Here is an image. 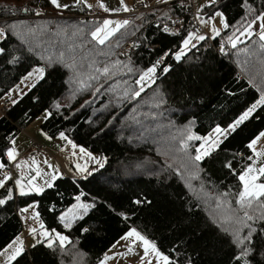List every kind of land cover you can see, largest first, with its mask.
I'll list each match as a JSON object with an SVG mask.
<instances>
[{"label":"trees","instance_id":"trees-1","mask_svg":"<svg viewBox=\"0 0 264 264\" xmlns=\"http://www.w3.org/2000/svg\"><path fill=\"white\" fill-rule=\"evenodd\" d=\"M185 1L144 6L149 8L99 41L96 31L108 13L97 3L57 7L51 0H0V99L31 70H42L0 112L2 167L9 166L12 137L44 110V132H65L104 158L92 173L59 176L40 193L15 194L11 180L4 181L0 251L26 233L30 224L22 222L20 209L30 203L41 227L68 237L66 244L40 240L25 246L8 264H99L130 230L163 253L164 264H264V192L243 198L240 180L257 155L252 141L264 131V41L250 35L229 42L263 12L264 0L203 6L205 16L221 11L226 27L177 56L188 26L168 34L151 19L164 5L160 23L170 13L188 15ZM96 14L100 18L92 21ZM134 33L138 43L118 55ZM150 66L153 82L138 91V76ZM247 110L249 116L197 159L200 137ZM191 165L199 168L197 176L181 170ZM262 169L258 180L264 182ZM78 198L92 205L65 230L60 214Z\"/></svg>","mask_w":264,"mask_h":264},{"label":"rangeland","instance_id":"rangeland-1","mask_svg":"<svg viewBox=\"0 0 264 264\" xmlns=\"http://www.w3.org/2000/svg\"><path fill=\"white\" fill-rule=\"evenodd\" d=\"M78 1L85 3L87 6L96 4V0H75L73 3L66 2L63 6L72 5ZM125 1H129L130 5L137 3L135 2L136 0ZM142 1H144L143 5L146 6L150 5L149 3H157L163 0ZM211 2H213V0H192L194 10L199 15H197L199 24L204 29L205 34H186L182 39L180 49L177 51V56L181 55V50L190 46L193 38L194 42H196L197 39L198 42L204 37L213 38L226 27L224 15L221 11H214L209 16L201 14V8ZM187 4V1L183 3V5ZM52 14L56 16V13ZM91 20H96V18ZM124 21L125 20L106 14V17L97 28V39L99 41H103L123 26ZM250 24L242 28L237 34L244 36L245 38L250 36ZM133 35L137 34H132L121 44L130 40ZM229 42L232 44L235 43L234 36L229 40ZM41 74L42 70L39 69V67L31 70V72L27 74L19 84H17L9 91V93L0 99V108L5 104L8 105L15 101L31 85H33L37 79H39ZM154 74L155 66H150L138 76V91L153 82ZM48 114V110H44L28 122L12 137L10 146L6 150V159H8V162L11 165L2 168L3 173L7 175H4L0 182L4 183V181L10 179L15 194H24L29 192L40 193L44 188L48 187L53 180H55V178L63 176L67 174V172H73L74 174H76L75 172H80V166L85 163L95 165L97 161L99 162L102 160L99 167L104 164L103 157L98 154L91 153L77 145L68 138L65 132H60L53 136L44 132L41 125ZM249 114L250 111L247 110L229 126L225 128L215 126L208 134L200 137L199 144L196 147L197 159H202L214 148H216L219 142L247 116H249ZM24 139H26V141ZM28 141H30V144L26 147L24 144ZM32 143L34 144L33 150L30 147ZM252 149L257 154L255 160L240 174V180L242 183L241 194L243 198L252 196L256 198L264 192V182L258 180L260 174L259 171H262V168L264 167V134H259L252 141ZM32 152H35L33 156H31ZM165 162L169 163L174 168V162L172 160L165 159ZM1 165L2 163L0 162V166ZM72 168H74L75 171H73ZM181 170H186V174L191 177L192 175L197 176L195 175V172L199 171V168L191 165L182 166ZM192 183L193 182H190L189 185H192ZM20 211L22 222L24 224H30L25 229L26 236L22 232L0 251V264H8L24 249L25 246L33 245L40 240H44L46 244H50L53 241H58L60 244H66L68 242V237L64 232L48 230L41 227V223L37 218L35 203L23 206ZM69 218L70 214L64 216L63 220L65 221V219ZM166 261L167 259L164 254L157 250L148 240L137 234V232L130 230L112 247H110V249H108L99 264H164Z\"/></svg>","mask_w":264,"mask_h":264},{"label":"crops","instance_id":"crops-1","mask_svg":"<svg viewBox=\"0 0 264 264\" xmlns=\"http://www.w3.org/2000/svg\"><path fill=\"white\" fill-rule=\"evenodd\" d=\"M54 1L51 0V2L55 6L63 7V5L66 2L67 3H73L75 0H54ZM135 2L143 4L144 1L136 0ZM167 2H169V0H163V1L157 2V3H149L150 5H148V6L159 5V4H163V3H167ZM96 3L99 4L103 10H105V13H108L112 17H116V18H120V14H122L124 12L131 11L133 9L134 5L136 4V3L132 4L133 5L132 6V5L129 4L130 3L129 1L126 2L125 0H96ZM121 20H124V19H121ZM249 33H250V35H258V37L264 41V10L250 24ZM245 39L246 38L244 36L237 35L235 37V40H236L235 42L239 43V40L243 41ZM39 69H41V67ZM261 134H264V131H262L260 133V135ZM24 140L26 141V139H24ZM28 144H30V141H28L24 145H26V147H27ZM93 159H94V157H93ZM101 162H102V160H100L99 162L97 161L95 165H91V163H85V164L80 166V172H75L76 174H74L73 172H67V174H65V175H67L69 177H79V176L86 175L89 168L94 169L95 167H99ZM2 165L0 166V180L4 177V174L2 172V168H3ZM9 165H11V164L9 163ZM72 169H73V171H75L74 168H72ZM2 183L3 182H0V185H2ZM91 205H92L91 202L85 201V200L80 199V198H78L73 204H71L64 212H62L60 214L61 223L65 222V223H62L64 229L67 230L70 227V225H71V223H72V221L74 219L84 215L89 210ZM69 214H70V218L69 219H65V221H64L63 217L67 216Z\"/></svg>","mask_w":264,"mask_h":264},{"label":"built area","instance_id":"built-area-1","mask_svg":"<svg viewBox=\"0 0 264 264\" xmlns=\"http://www.w3.org/2000/svg\"><path fill=\"white\" fill-rule=\"evenodd\" d=\"M187 2H188V6H187V10H188L187 14L188 15H182V14L174 15V14L170 13L168 15L167 19L161 21V23H160L157 20V16L160 15L162 11H168L167 5H164L163 9H161V11L156 16H154L151 19V21H154L155 24L158 25V26L160 25L159 26L160 29L163 32L168 33V34H176L179 31L180 28H182V27L187 25L188 26V32L190 34L195 33V34L204 35L205 31L199 24V21H198V18H197L198 16H197L196 11L194 10L192 1L191 0H187ZM148 8L149 7H144V5L142 3H136L131 11H127V12H124V13L120 14V18L121 19H128V18L135 17L140 11H145ZM39 12H40V14L43 17L49 16V13L46 10L45 11L40 10ZM98 17L99 16L96 14V15L90 16V19H95V18H98ZM197 40H196V42H197ZM138 41L139 40H138L137 35H133L130 38V40L126 41L125 43L121 44L118 47V49H117L118 50V52H117L118 55H124L125 53L127 54L129 52V50L132 48V46L134 44L138 43ZM196 42H194V38H193V41L191 42L190 46H188V48L191 47V46H194L196 44ZM223 47H224V45H223L222 42L217 43V48L218 49H221ZM7 108H8L7 104L3 105V107L0 108V112L4 113V111H6ZM30 147L33 150L34 149V144L32 143ZM34 154H35V152H32L31 156H33ZM92 171H93V169L89 168L88 171H87V174L92 173Z\"/></svg>","mask_w":264,"mask_h":264}]
</instances>
